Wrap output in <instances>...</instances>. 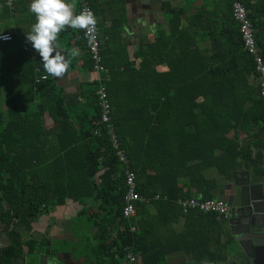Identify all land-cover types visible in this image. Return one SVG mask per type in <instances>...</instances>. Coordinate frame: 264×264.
<instances>
[{
	"label": "trees",
	"instance_id": "16d2710c",
	"mask_svg": "<svg viewBox=\"0 0 264 264\" xmlns=\"http://www.w3.org/2000/svg\"><path fill=\"white\" fill-rule=\"evenodd\" d=\"M19 1L0 0L1 13ZM86 1L96 18L94 1ZM239 1L264 61V0ZM163 13L164 27L131 54L121 40L122 7L107 27L97 24L99 41L101 30L107 37L99 48L106 71L74 93L58 87L20 39L0 42V220L12 222L13 239L71 201L85 247L76 257L90 264H121L128 255L137 258L132 264H165L179 251L196 261L224 259L232 241L223 240L222 218L183 213L177 201L214 199L220 179L261 164L264 100L230 2H164ZM83 48L94 70L87 39ZM100 86L117 148L102 122ZM126 169L141 198L130 219L122 215ZM26 244L33 253V241Z\"/></svg>",
	"mask_w": 264,
	"mask_h": 264
},
{
	"label": "crops",
	"instance_id": "0c3cea01",
	"mask_svg": "<svg viewBox=\"0 0 264 264\" xmlns=\"http://www.w3.org/2000/svg\"><path fill=\"white\" fill-rule=\"evenodd\" d=\"M93 1L96 10L97 24L99 27H107L109 25L108 21L111 20L114 13L118 12L120 7L123 8L125 12V21L122 26L121 40L124 42L131 54L132 51L141 49L146 41H152L156 31L159 28L164 27V2H168L173 7H181L186 0H162V12H156L153 14V21H151L153 24L152 28L150 27L151 24L147 19L146 23L142 27L139 26V19L143 16L146 17L140 6L141 0H122V2L120 0ZM69 2H74L75 13L78 15L80 13L82 0H69ZM29 3L30 0H20L17 5V10H14L11 14H2L0 7V18H3V20H0V35L9 34L12 39H20L18 43L22 44V46L25 47L24 49L27 48L29 52H36L32 48L30 42L26 40L25 35L30 31L31 25L35 22L34 15L29 11ZM128 17L130 18L129 22H127ZM126 23H128V27L124 28ZM102 33H104V30H101L99 33L101 36V44H103L104 40L107 39V37L105 39L102 38ZM85 42L86 39L83 37V30H74L71 28L61 32L57 40L58 51H60L61 54L70 61V66L62 78H55L54 81L58 87L68 93L76 92L80 84L91 83L100 78V74L94 70L86 68L87 63L84 60L86 51L83 48ZM163 69L164 68L162 67L160 68V70ZM252 168V166L244 164L235 172H243L247 169L254 170ZM219 182L222 186L225 181L220 179ZM219 191L220 190L218 189L215 192L214 199L222 200ZM77 209L78 206L71 201H68L64 206L55 207L50 210L49 214L38 217L32 224V230L30 232H23V235L25 234L24 236L25 238H28V240L33 239L36 241V250L38 249L45 252L49 249L50 251L59 252V264H90L88 261L83 259V257H76L78 252H82V255L85 253V247H79L78 244V240L80 239L83 230H79L74 226ZM66 212L67 216L65 214ZM171 227L175 232H181L183 230V223L179 222L173 224ZM228 234L229 233L223 229V240L227 241L228 238H230L232 241L227 249V252L230 249L236 248L235 242ZM227 252L223 260L228 258ZM186 255L189 258H192L190 255ZM121 264L130 263L125 260L122 261Z\"/></svg>",
	"mask_w": 264,
	"mask_h": 264
},
{
	"label": "water",
	"instance_id": "95a60500",
	"mask_svg": "<svg viewBox=\"0 0 264 264\" xmlns=\"http://www.w3.org/2000/svg\"><path fill=\"white\" fill-rule=\"evenodd\" d=\"M140 6L146 17L139 19V26L147 19L152 28L153 14L162 12V0H141ZM127 27L128 23L124 28ZM261 152L262 161L256 169L235 172L232 179L219 188L220 197L228 208L227 216L222 219L223 229L230 230L236 244V248L227 252L228 258L196 261L185 251H179L167 255L165 264H264V149ZM59 261V252L46 251L32 264H59Z\"/></svg>",
	"mask_w": 264,
	"mask_h": 264
},
{
	"label": "built area",
	"instance_id": "2783aa9c",
	"mask_svg": "<svg viewBox=\"0 0 264 264\" xmlns=\"http://www.w3.org/2000/svg\"><path fill=\"white\" fill-rule=\"evenodd\" d=\"M225 1H228L231 4L232 17L238 25V30L241 36L243 50L253 60L254 73L256 76L257 83L259 85L260 96L264 100V61L260 54V50L257 47L254 29L248 18V11L239 0H225ZM85 9L91 10L92 12V9L88 5L87 1L82 0L80 12ZM5 36L10 37V39L7 40L3 39V37ZM10 40H11V36L9 34L0 35L1 42H8ZM88 45H89V53L91 54V57L94 61V71L97 72L98 74L106 71L100 64V54H99L100 41L98 38L97 30H96V40L93 41L92 44H89L88 42ZM97 80L100 81V78H98ZM97 96H98V105L102 111V122L107 124L113 145L115 148H117L115 135L113 133V128L111 124H109L110 109H109L107 94L103 86H100V88L98 89ZM117 156L119 157V160L124 165H126L127 159L121 151H117ZM124 181L127 191L124 197L122 215L124 218L130 219L135 215L136 202L140 201L141 198L135 188V176L132 172H130L127 169L125 171ZM177 204L180 207V209L183 211V213H188L190 211H194L197 213H204V214L209 213L216 215L218 218H225L228 213V208L223 200H217V199L202 200L200 198H188V199L178 200ZM127 258L130 264L137 262V258L132 255H128Z\"/></svg>",
	"mask_w": 264,
	"mask_h": 264
},
{
	"label": "clouds",
	"instance_id": "9594fccd",
	"mask_svg": "<svg viewBox=\"0 0 264 264\" xmlns=\"http://www.w3.org/2000/svg\"><path fill=\"white\" fill-rule=\"evenodd\" d=\"M29 11L34 15L35 22L25 34L26 40L38 53L48 76L62 78L69 69L70 61L58 51L60 33L68 28L83 30L85 38L92 44L96 40L95 15L88 9L77 15L74 2L69 0H30Z\"/></svg>",
	"mask_w": 264,
	"mask_h": 264
},
{
	"label": "flooded vegetation",
	"instance_id": "af4514ba",
	"mask_svg": "<svg viewBox=\"0 0 264 264\" xmlns=\"http://www.w3.org/2000/svg\"><path fill=\"white\" fill-rule=\"evenodd\" d=\"M12 227V222L0 220V264H32L39 260L40 255H43L46 251L50 252L49 249L45 252L35 249L30 254V248L26 244L28 238H25V234L22 233L21 241L13 239L10 235ZM226 232L230 235V230H226ZM30 240L33 241L34 246H37L36 241Z\"/></svg>",
	"mask_w": 264,
	"mask_h": 264
},
{
	"label": "rangeland",
	"instance_id": "374dc122",
	"mask_svg": "<svg viewBox=\"0 0 264 264\" xmlns=\"http://www.w3.org/2000/svg\"><path fill=\"white\" fill-rule=\"evenodd\" d=\"M56 210L58 211V209L56 208ZM62 211V210H61ZM68 211V210H67ZM66 214V216H67V212L65 213ZM40 217V216H39Z\"/></svg>",
	"mask_w": 264,
	"mask_h": 264
}]
</instances>
